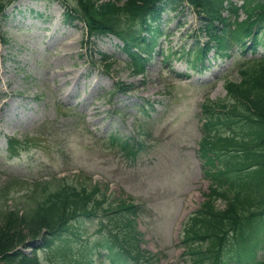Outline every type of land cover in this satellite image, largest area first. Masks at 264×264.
Returning a JSON list of instances; mask_svg holds the SVG:
<instances>
[{
	"label": "rangeland",
	"instance_id": "374dc122",
	"mask_svg": "<svg viewBox=\"0 0 264 264\" xmlns=\"http://www.w3.org/2000/svg\"><path fill=\"white\" fill-rule=\"evenodd\" d=\"M177 9L158 21L166 35L158 38L156 51L165 55L205 41L195 12L186 4ZM64 12L56 1L16 0L0 22V37L7 41L0 43V188L10 183L17 189L6 205L12 209L21 201L26 192L16 185L22 181L55 177L75 186L99 185L108 203L132 199L138 207L141 264H189L179 243L182 228L210 184L197 154L202 104L227 101L225 82L240 79L234 66L255 55L234 50L197 74L177 54L164 63L154 53L146 73L135 76L117 40H88L84 24ZM110 134L138 137L144 148L127 156L106 140ZM7 137L24 142L12 158ZM108 217L98 212L77 220L50 249L19 230L26 246L12 251L32 257L33 243L41 264H133L109 251L114 226ZM233 254L229 264L236 263ZM255 256L263 260L264 247Z\"/></svg>",
	"mask_w": 264,
	"mask_h": 264
},
{
	"label": "trees",
	"instance_id": "16d2710c",
	"mask_svg": "<svg viewBox=\"0 0 264 264\" xmlns=\"http://www.w3.org/2000/svg\"><path fill=\"white\" fill-rule=\"evenodd\" d=\"M13 1L0 0V22L5 8ZM56 1L64 5L66 18L84 24L88 37L111 34L121 40L131 61L128 66L137 75L144 73L154 50L156 22L161 14L171 8L176 10L174 5L183 3L199 16L200 31L208 39L196 50L198 61L202 62L210 50L214 57H223L229 56L228 51L234 46L242 53L254 52L258 46L264 48V0H242L240 7L231 0ZM239 10L244 15L242 19ZM145 32L148 34L144 35ZM0 42L7 41L0 37ZM237 72L238 82L227 80L224 84L227 101L212 102L206 109L210 127L215 131L203 140V150L214 172L208 175L211 186L199 210L183 225L182 243L191 264H228L225 259L230 251H234L237 261L253 264L254 247L262 239L259 232L264 230V55L240 63ZM237 124L239 130L234 127ZM219 128H226L227 133H220ZM8 143L12 152L15 143L12 139ZM14 187L9 183L0 188L3 264H40L35 255L27 257L20 250L12 251L16 246H26L17 234L19 230H27L31 241L39 239L49 249L71 229L74 220L90 218L98 212H109L108 219L114 226L110 232L125 258L136 263L143 259L135 222L137 209L131 199L108 203L99 185L83 182L75 186L62 178L31 185L18 182L16 187L26 193L19 195L21 201L10 209L6 200L17 192ZM218 201L224 203V208L217 206ZM12 229L18 230L12 233ZM32 248L35 253L36 247Z\"/></svg>",
	"mask_w": 264,
	"mask_h": 264
}]
</instances>
